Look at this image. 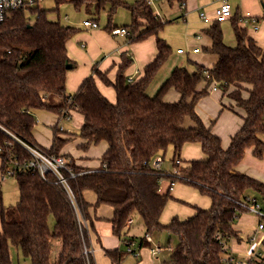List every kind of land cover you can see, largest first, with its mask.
<instances>
[{"label":"trees","instance_id":"trees-1","mask_svg":"<svg viewBox=\"0 0 264 264\" xmlns=\"http://www.w3.org/2000/svg\"><path fill=\"white\" fill-rule=\"evenodd\" d=\"M53 2L56 11L61 3L70 2L91 17L107 9L105 28L110 32L114 12L124 7L131 16V22L123 25L128 41L153 35L157 52L138 79L129 80L125 75L131 63L125 52L114 81L107 71L92 67L104 84L114 88L115 101L111 102L100 92L93 74L72 93L66 91V72L75 66L66 43L78 28L49 18V10L38 3L14 10L0 22V172L11 168L19 190V199L10 205L3 204L0 190V264H12L11 244L30 264H95L84 248L90 247L88 234L95 232L93 222L98 217L94 213L101 204L112 207L108 221L118 238L125 239L127 220L134 214L141 217L148 232L165 229L177 237L169 257L157 264H223L229 241L241 240L234 224L248 210L251 191L264 196V181L237 169L247 149L258 158L264 155L260 138L264 134V48L239 23L240 15L231 16L235 45L223 41L220 21L213 20L204 29L210 38L204 50L216 55L215 62L210 67L194 63L191 71L175 66L157 92L149 95L146 88L168 58L170 45L159 35L165 21L148 0ZM210 85L241 109V125L227 147L212 131L214 122L206 124L196 111L197 101L208 94ZM169 89L178 93L177 100L164 99ZM35 109L57 116L48 147L39 145L34 137ZM69 110L80 113L83 122L64 137L59 121ZM73 136L81 139V149L100 142L106 148L94 168L66 159L70 171L64 169L63 176L69 191L51 171L41 175L22 165L31 158L25 144L49 156H65L60 152ZM189 142L198 143L205 157L180 164L182 146ZM168 148H172L176 167L172 172L152 164L158 155L162 160ZM163 178H169L171 184L177 180L193 185L210 197V206H194L187 218L173 216L162 223L165 205L174 199L171 184L160 191ZM88 190L95 195L93 202L84 197ZM54 240L60 245L52 260ZM143 242L141 238L139 245ZM105 253L114 262L123 257L118 249H105ZM228 257V264H236L233 255Z\"/></svg>","mask_w":264,"mask_h":264},{"label":"rangeland","instance_id":"rangeland-1","mask_svg":"<svg viewBox=\"0 0 264 264\" xmlns=\"http://www.w3.org/2000/svg\"><path fill=\"white\" fill-rule=\"evenodd\" d=\"M130 1L132 2L133 0H129V2ZM258 2V8H256L255 6H251L249 10L261 16L259 17L257 23H254L256 25H259V30L253 31L249 23L247 24L246 28L247 34L257 40V42H259L261 46H264V0H259ZM38 4L42 8H46L49 10V18L53 20H59L62 24L74 26L78 28V30L82 29V31H85L86 28H89L84 26L82 23V21L86 17L96 19L99 22V26L101 28H105V26L107 25V9H104L100 11L98 15L91 17V15L86 14L82 10H77L70 2L61 3L58 6L57 11L53 9L55 6L53 0H40ZM150 4L154 13H156L161 20L165 21L164 27L159 35L170 45V54L156 72V75L149 86L153 85V83L156 82V79L158 77H161L165 71L169 74L171 68H174L175 66H183L190 71L193 70L195 64L192 63L190 55L188 56L186 55V53L178 54L176 52V49L180 48L186 51L189 46L193 45L192 40L195 35L199 32L204 33V29L207 28L213 21L210 20L211 22H208L200 18V11L204 13L208 12L205 5H200L198 8H190L187 5L186 9H181L179 0H172L171 2H169L168 0H151ZM182 14L184 15L182 16ZM113 22H117V26L129 24L131 22L130 12L124 7L117 8L112 16V25H114ZM220 27L223 34V41L226 44L235 45V37L229 20L224 23L221 22ZM110 34L114 35L111 32ZM210 87L211 85L209 86L208 94L201 97L197 101L196 111L204 121L214 122L213 129L221 137L223 146L227 147L230 140L229 135L239 127L241 117L239 114L232 111V109L227 110V107H225L222 112L220 110L222 107L221 102L224 104H228L231 101H229L226 96H224L222 100H220L219 97L221 91H213ZM168 91L173 90L169 89ZM168 91L164 94L165 97H167L169 93ZM231 107L233 108V110L241 113V109L237 106L236 103H232ZM42 112L47 114H42ZM42 112H40L39 114L34 113L37 119V122L34 126V131L37 142L43 145L47 144L48 141L50 142L51 140L50 126L57 121V116L53 115L52 112H48L46 110H43ZM79 122V116L76 113H72L70 118L61 119L59 121V126L67 131H77L80 126ZM189 123L190 121L187 120L185 124L188 125ZM235 126L238 127L235 128ZM260 138L262 141H264V134H260ZM193 145H196L197 147L195 153L200 152L201 154L198 143H195ZM182 154L184 155V153ZM171 156L172 148H168L165 151L161 163V169L165 170L166 172H172V170L175 171L176 168L173 161L171 160ZM184 156L185 159H182V162L193 160L191 159V156ZM184 156L181 155V158H184ZM93 160L96 159L93 158ZM238 168L240 171L256 176V178L264 181V155H262L261 158H258L252 154L250 149H247L241 162L238 165ZM1 176L2 175L0 172V190L2 202L4 205L15 204L19 199L17 181L12 175H7L4 179H2ZM161 182L164 186V191H166V189L169 188L171 184V180L169 178H163ZM172 189L173 192L181 194V197H179V200H168L165 208L167 209V213L172 214L167 217V220H164V216H162L163 220H161L164 224L171 219V216H173V214H177V216L180 217V214L182 215L184 213H188V210L192 209L194 207L192 205L194 204H196V206L198 207H201V204L205 202L208 203L207 207H209L211 204L210 197L208 195L200 193L199 190L193 185L175 180L173 182ZM90 193L93 197V193L91 191ZM250 195L251 197H255L261 204V206L264 207V196L253 191H251ZM110 208L111 207L107 204L99 205L96 210L98 216H104V218L108 217L110 215ZM244 213L245 214L242 221L245 225V229L240 233L243 236V240H240L238 242L236 240V243H234L236 244L235 251H232V247L230 248L229 246L228 253L225 255V257H228V254H233L235 259L233 261L236 264H254V262L264 263V237H260L262 231L259 229L253 231L254 227H256L258 217L255 213H252L249 210H246ZM183 216L184 217H181L182 219L186 217V215ZM254 217L255 221H253ZM49 225L51 227L53 226V219L51 218L49 220ZM97 229L100 236L104 234H108L110 236L113 235L111 232V227L105 219L101 220V222L97 224ZM125 231L127 237L129 236L134 238L130 243L128 242L127 237L125 239L120 238L121 245L118 250L123 253L121 261H112L104 251H98L99 247L93 245L95 249L93 254V257H95V259L93 258L95 260V264H157L169 257L171 250L178 242L177 237L173 234H170L165 229H153L148 232L142 222L141 217L138 214H134L132 216V222L131 224L126 226ZM146 233L151 236V239L139 246L140 239L144 238ZM59 245V240H54L52 242V260H55L57 257ZM157 246L159 247V250L156 253H152L151 249L156 248ZM128 248L134 251L128 252ZM251 249L254 253V257L252 256L253 258L249 256ZM9 252L12 264H30L29 258L22 256L18 252V249L15 245L11 244L9 246Z\"/></svg>","mask_w":264,"mask_h":264},{"label":"crops","instance_id":"crops-1","mask_svg":"<svg viewBox=\"0 0 264 264\" xmlns=\"http://www.w3.org/2000/svg\"><path fill=\"white\" fill-rule=\"evenodd\" d=\"M222 1L223 0H188V2H187V0H183L182 3L180 2V8L186 9L187 5L190 8L191 7L198 8L200 5H205L207 8V11H208L206 14L213 17V13H214L215 8ZM227 1L231 4L232 14H234V15L239 16V15H242L245 11H249L253 16H255V18H256L255 23H257V21L259 20V17H261L255 13H253L251 10H249L251 6H255L256 8H258V5H259L258 1L259 0H227ZM183 15L184 14H182V16ZM85 19H91V18L86 17ZM227 20H229L230 26H231V24H232L231 18L226 19V20L221 21V22L224 23ZM221 22H220V24H221ZM97 23H98V26L96 28H86L85 31H82V29H79L66 43L68 55L72 60L75 61V66L73 68L68 69L66 72V91H67V93H72L73 91H75L78 88V86L82 82V80H84L87 76L93 74L96 85L99 88L100 92L109 101L114 102L115 101L114 88L111 85L104 84L101 81V79L98 76H96V74H94L92 67L95 66L96 69L103 71V72L107 71L108 78L111 81H114L115 76H116V72H117V68H118V64L120 63L121 58H122V53L125 52L126 55H128L131 58V63L125 70V75L128 77V79L131 78V80L132 79H138L142 75L143 67L148 62H150L156 55L157 49H156V43H155V36L150 35L143 40L129 42L127 34H114V35H112V34H110L109 30H107L106 28H101L99 26L98 21H97ZM113 23H114V25H113L114 27H123V25L117 26V22H113ZM249 24L251 25V29L253 31L259 30L258 24L257 25L251 24V23H249ZM253 25H255L257 28L255 29L253 27ZM256 42H257V40H256ZM257 43L259 46H261L259 44V42H257ZM192 44L193 45L189 46V48L186 51H184L182 49L183 52H178L177 50L180 48H177L176 52L178 54L186 53V55H188V56L190 55L191 61L193 64L198 63V64L205 65L207 67H210L216 60L215 54L206 52L204 50L206 46L210 45V38L205 33L199 32L193 38ZM261 47L264 48V46H261ZM195 48H197L196 51L194 50ZM172 69L173 68H171V70ZM171 70H170V72H171ZM170 72H169V74H170ZM169 74L166 73V71H165L161 77H158L156 79V82H154L153 85L149 86L151 83L150 82L148 85L149 87L147 86V88H146L147 94L154 95L157 92L160 85L162 84V82L164 81V79H166V77ZM154 77H153V79H154ZM171 90H173V91H168L169 93H168L167 97L164 96L165 97L164 99L167 101H174V100L178 99V96H179L178 93L174 89H171ZM211 90L217 91V90H219V88H215V89L211 88ZM219 91H221V90H219ZM223 97L224 96H222V92H221L219 99L222 100ZM232 103H234V102H229L228 104H224L221 102L222 107L220 110L223 112L225 107H227V110L232 109V111L239 114V112L233 110V108L231 107ZM223 105H225V106H223ZM42 111H43V109H35L34 113L39 114ZM72 113H76L79 116V121H80L79 124L81 126V124L83 122V116L80 113H78L74 110H71L69 117H65V118H67V119L70 118ZM42 114H47V113L42 112ZM53 115H55V114H53ZM202 120H203V118H202ZM204 122L206 124L209 123L206 121H204ZM240 123H239V126H240ZM52 125L53 124H51V126ZM236 127H238V126H235V128ZM59 129L62 130L61 135L64 137H67V133L74 132V131H67V130H64L61 128H59ZM212 131L219 136V134L213 129V126H212ZM64 132H66V133H64ZM234 132L230 133L229 138ZM33 133H34V137H35L34 129H33ZM51 140H52V131H51ZM51 140H50V142L48 141L49 144L47 143V144H43V145L40 144L39 142H37V140H36V142L39 145L48 147L51 144ZM81 142L82 141L78 136L71 137L69 142L63 146L60 153L64 154L65 155L64 157L66 159H68V157L73 158L77 164H80V165H83L86 167H91V168L97 167L99 164L98 158L103 153V151L105 150L106 144L104 142H100L96 145H90L87 149L84 150V149H81L79 147V144ZM99 144H101V145H99ZM193 144H195V143L189 142V143H185L182 146V149L180 151V158H179L180 164H185V162H182V159H185L184 155H186L188 157L191 156L192 157L191 159H201V158L205 157L202 151H201V154H200V152L195 153V150L197 147H196V145H193ZM222 146H223V144H222ZM199 147H200V145H199ZM200 150H201V148H200ZM182 153H184V155ZM181 155L184 156V158H181ZM158 156L160 158L162 157V155H158ZM93 158L96 160H93ZM161 163H162V160H161ZM161 163H160V167H161ZM237 169L239 170L238 166H237ZM169 172H171V171H169ZM241 172H243V171H241ZM244 173H246V172H244ZM246 174H248V173H246ZM248 175H250V174H248ZM251 176H253V175H251ZM253 177L256 178V176H253ZM257 179H259V178H257ZM163 187L164 186L162 185V182H161L160 191H162V192H164ZM172 188H173V184H171V186H170V194L173 196L174 199L179 200V197H181V194H179L177 192H173ZM93 195H94V193H93ZM84 197L87 201H90V202H93L95 200V198H94L95 195L92 197V194L90 193L89 190L84 192ZM170 200H172V199H170ZM201 205H202L201 207L206 208L208 203L205 202V203H202ZM192 206H196V204H194ZM165 207H166V205H165ZM194 210L195 209L193 207L192 209L188 210V213H184L182 215L180 214V217H178L177 214H173V216H177L179 219H182L181 217H184L183 215H186L185 218H187L188 216H190L194 213ZM109 213H110V215L108 217H105V218H104V216H102V217L98 216L97 211H96V213H94L98 217L93 222L95 232L90 231L88 234L89 246L93 250L92 256H93L94 251H95L93 245L98 246L99 247L98 251H100V252L101 251L105 252V249H119L120 248V245H121L120 244V238H118L117 236H113V235H112L113 236L112 237L108 234H104V235L100 236V234L98 233L97 224L99 222H101V220L105 219L108 222V224L110 225L108 219L112 216V207L110 208ZM171 214L172 213H167V209L164 208V210L161 214V217L164 216V220H167L168 219L167 217ZM244 214L245 213H242L241 216L239 217V219L237 220L236 224H234V227L239 231V233H241L245 229V225L243 224V221H242ZM99 215H101V214H99ZM173 216H171V218ZM161 217H160V221L163 222L162 221L163 217L162 218ZM185 218H183V219H185ZM253 221H255V217L253 218ZM253 231H255V227H254ZM126 237H127V234H126ZM240 237H241V240H243V236L241 234H240ZM145 242H148V241H145ZM145 242H143V243H145ZM139 243H140V241H139ZM234 243H236L235 239H231L228 243V247L229 246H230V248L232 247L231 248L232 251L236 250L235 249L236 244H234ZM142 244H140L139 246H141ZM253 254L254 253L252 252V249H251L249 256L254 257ZM232 255L233 254H228V256H232ZM93 258L95 259V257H93ZM94 262H95V260H94Z\"/></svg>","mask_w":264,"mask_h":264},{"label":"built area","instance_id":"built-area-1","mask_svg":"<svg viewBox=\"0 0 264 264\" xmlns=\"http://www.w3.org/2000/svg\"><path fill=\"white\" fill-rule=\"evenodd\" d=\"M40 0H0V22H2L7 16L10 15V13L14 10L24 8L26 6H31L36 3H39ZM151 2V0H148ZM199 16L201 19L204 21H210V20H217V21H224L226 19L231 18L232 16V7L231 4L227 0H223L214 10L213 17L207 15L206 13L200 11ZM256 22L255 16H253L249 11H245L242 15H240L239 18V23L241 25H247L248 23L254 24ZM83 25L89 28H96L98 26V23L94 19H85L82 21ZM253 27L256 29L257 27L253 25ZM111 33L113 34H127L128 31L124 27H114L111 30ZM195 51L197 48L194 49ZM178 52H183L182 49H178ZM131 80V78H129ZM215 89L216 87H212ZM71 113V110L67 113L66 117H69ZM59 128L62 129L60 126ZM29 153L31 154V158L28 160H25L22 165L30 168L34 171L39 172L41 175H44L46 172L51 171L56 175L58 180L64 185V187L69 191V187L66 184L65 177L63 176V170H68L70 171V168L67 165V160L64 156L62 155H57V156H49L39 150L35 146L31 145H26ZM161 163V158L159 156L155 157L152 161V164L154 167H160ZM104 166V165H103ZM13 173V170L11 168H7L4 173H2L1 177L4 179L7 175H11ZM71 175H74L71 172ZM249 204L247 206L248 210L252 213H255L258 217L257 224L255 227L256 229H259L262 231L260 234V237H264V207L261 206V204L258 202V200L255 197H250L248 199ZM84 226L87 227L86 221L82 220ZM132 218H129L127 220V224H131ZM144 239L146 241H149L151 239L150 235L146 233ZM128 242H132L129 241ZM152 253H156L159 250V247L157 246L156 248H152ZM92 248L85 247L84 248V253L86 255H92ZM128 252H133L134 250H131L128 248ZM137 256V255H136ZM228 259L229 257H224L223 258V264H228Z\"/></svg>","mask_w":264,"mask_h":264}]
</instances>
